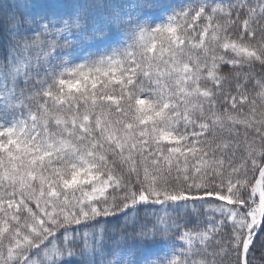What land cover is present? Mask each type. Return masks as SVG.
<instances>
[{
    "label": "snow or ice",
    "instance_id": "1",
    "mask_svg": "<svg viewBox=\"0 0 264 264\" xmlns=\"http://www.w3.org/2000/svg\"><path fill=\"white\" fill-rule=\"evenodd\" d=\"M0 264H264V0H0Z\"/></svg>",
    "mask_w": 264,
    "mask_h": 264
}]
</instances>
